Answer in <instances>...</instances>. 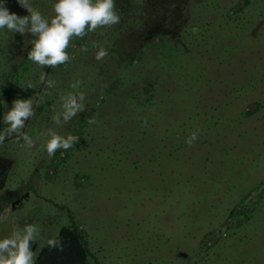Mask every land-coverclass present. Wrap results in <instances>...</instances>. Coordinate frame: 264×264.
<instances>
[{
    "label": "rangeland",
    "instance_id": "1",
    "mask_svg": "<svg viewBox=\"0 0 264 264\" xmlns=\"http://www.w3.org/2000/svg\"><path fill=\"white\" fill-rule=\"evenodd\" d=\"M0 2L29 15L18 0ZM29 3L54 15L55 0ZM175 3L177 26L160 14L171 37L121 55L137 23L120 18L74 38L69 62L54 69L27 59L30 33L0 29L3 118L15 99H31L22 131L35 141L0 143L13 161L0 188V238L37 225L36 258L77 226L85 264H264V0ZM95 45L108 50L102 60ZM80 91L88 115L56 125L60 97ZM7 127L3 119L0 133ZM49 128L78 139L50 158L40 137Z\"/></svg>",
    "mask_w": 264,
    "mask_h": 264
},
{
    "label": "clouds",
    "instance_id": "2",
    "mask_svg": "<svg viewBox=\"0 0 264 264\" xmlns=\"http://www.w3.org/2000/svg\"><path fill=\"white\" fill-rule=\"evenodd\" d=\"M18 3L27 9L29 15L19 16L9 11L0 2V29H7L13 33H30L33 39L27 53V59L42 68L54 69L70 60L68 48L74 38L83 39L89 32H95L98 28H108L120 22L115 0H55L53 12L50 18L34 8L29 0H18ZM98 51L96 60H102L108 55V50L95 45ZM82 52H87L86 45L81 47ZM41 81L45 80V74H41ZM80 82L70 85L72 89H78ZM28 87H32L31 84ZM84 92H68L60 97L61 111L55 112L52 120L56 125L62 126L72 120L79 112L85 109ZM33 102L31 99H15L12 107L4 115V123L8 127L0 133V143L6 137L16 135L17 141L23 139V147L31 149L35 146L34 139L26 132L25 122L33 115ZM94 123V118L89 120ZM40 137H46L44 147L51 158L58 150L72 148L78 137L68 134L66 137L49 128ZM38 137V138H40ZM198 138V133L193 132L186 140L191 146ZM40 229L35 224H26L23 229L15 228L7 237L0 238V264H35V255L31 244L34 242ZM47 244L56 247L60 244L58 238L49 239Z\"/></svg>",
    "mask_w": 264,
    "mask_h": 264
},
{
    "label": "trees",
    "instance_id": "3",
    "mask_svg": "<svg viewBox=\"0 0 264 264\" xmlns=\"http://www.w3.org/2000/svg\"><path fill=\"white\" fill-rule=\"evenodd\" d=\"M176 0H142L139 5L133 3L132 0H115L116 11L121 13V20L125 19L126 23L130 26L132 23H137V28L130 32L129 37L134 36L137 39L134 43L124 38L122 43L119 45V51L123 55L122 48L125 53L132 54L133 51L138 48L141 49L148 43L149 37L158 36H169L168 33L162 32L161 30L167 31L165 23L161 21V12L170 13V19L172 25L177 26L179 24L176 21V13L182 12L176 8ZM118 4V6H117ZM122 7H124L125 17L123 18ZM147 15V18L145 17ZM121 28V23L118 25ZM151 26V27H150ZM150 27V28H149ZM117 29V28H116ZM152 29V31H151ZM115 30V29H114ZM121 31V30H119ZM117 31V32H119ZM139 33L137 34L136 32ZM148 31V32H147ZM153 32V33H152ZM92 33V32H91ZM101 38L98 36L97 39ZM116 40V39H115ZM75 42L77 40L75 39ZM116 43V42H115ZM132 43V44H131ZM117 44V43H116ZM26 71V70H25ZM88 115L87 108L79 112L76 116L80 119H84ZM74 119V118H72ZM3 127V103L0 98V130ZM13 164L12 159L0 155V188H3L6 182V177ZM60 244L56 247L49 246L46 244L41 248L35 258V264H85L87 259V248L83 242V236L76 227H63L60 229L58 236Z\"/></svg>",
    "mask_w": 264,
    "mask_h": 264
}]
</instances>
